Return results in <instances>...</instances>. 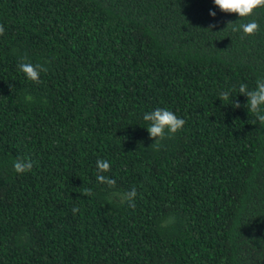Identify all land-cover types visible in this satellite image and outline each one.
<instances>
[{"label":"trees","instance_id":"obj_1","mask_svg":"<svg viewBox=\"0 0 264 264\" xmlns=\"http://www.w3.org/2000/svg\"><path fill=\"white\" fill-rule=\"evenodd\" d=\"M0 25V264H264V125L239 93L264 80V8L0 0ZM156 108L186 121L158 147Z\"/></svg>","mask_w":264,"mask_h":264},{"label":"clouds","instance_id":"obj_2","mask_svg":"<svg viewBox=\"0 0 264 264\" xmlns=\"http://www.w3.org/2000/svg\"><path fill=\"white\" fill-rule=\"evenodd\" d=\"M213 4L224 13L237 14L239 18H246L253 15L255 10L258 8H264V0H213ZM211 17L216 16L215 11H209ZM214 27L210 25L209 29ZM233 31H242L243 36H252L259 31V24L253 20L248 23L240 24L237 28H233ZM5 32L4 26L0 25V36H3ZM242 36V38H243ZM19 70L25 75L28 81L40 83V73L47 72L48 69L42 64H32L31 62H21L19 65ZM239 93L247 97V106L251 113L256 117L261 125H264V80H257L256 88L254 90H248L246 84H241L239 87ZM221 101H229L230 93L225 91L220 94L218 98ZM233 108H239L241 105L239 102H234L231 99L229 103ZM228 104V105H229ZM143 119L149 122L147 131L150 134V138L154 139V143L151 146L158 147L159 141L165 138V132L169 136L174 135L178 131L183 129L186 121L183 118H178L172 111L162 108H156L154 111L145 113ZM256 121H253L255 124ZM14 171L17 174H24L30 172L33 168V161L31 159L18 158L13 163ZM110 171V164L106 160L97 161V173L96 179L100 184H105L108 188H114L116 181L103 175L102 173ZM84 196H91L92 192L90 190H85L82 194ZM113 195H120L119 193H113ZM137 196V191L132 188L129 192L123 195V200L128 202V207H135V198ZM79 211L78 208H73L72 212L75 215Z\"/></svg>","mask_w":264,"mask_h":264}]
</instances>
